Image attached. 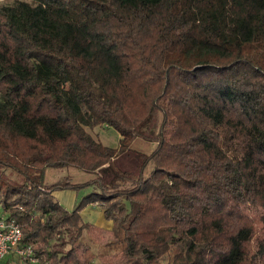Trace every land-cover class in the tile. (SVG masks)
<instances>
[{"label":"trees","instance_id":"1","mask_svg":"<svg viewBox=\"0 0 264 264\" xmlns=\"http://www.w3.org/2000/svg\"><path fill=\"white\" fill-rule=\"evenodd\" d=\"M137 138L154 150L120 168ZM62 167L95 177L45 185ZM0 169L23 264H92V203L115 264H264V0L0 4ZM87 186L71 211L53 195Z\"/></svg>","mask_w":264,"mask_h":264},{"label":"rangeland","instance_id":"2","mask_svg":"<svg viewBox=\"0 0 264 264\" xmlns=\"http://www.w3.org/2000/svg\"><path fill=\"white\" fill-rule=\"evenodd\" d=\"M13 0H0V4H10ZM70 89V86L67 85ZM94 138L98 139L103 143V145L116 148L120 135L113 128H108L107 126L95 127L92 130L87 129ZM156 144L149 142L142 138H137L131 145V151L129 152V157L120 159L117 164L120 168L130 169L134 167L136 162V155L138 152L143 154H150ZM136 161V160H135ZM125 164V165H124ZM2 170V169H0ZM7 174L10 173L8 170H4ZM112 174V173H111ZM12 175V174H11ZM13 178H17L14 174ZM95 176L93 174L86 173L74 167H62V168H48L44 175V184L52 185L57 182L68 181L70 184L75 183H86L87 181L93 179ZM94 186L81 187L77 190L67 189L59 190L53 193L55 199L68 211L76 208L83 197L94 190ZM96 190V189H95ZM264 209H259L258 212L261 213ZM253 215L256 214L252 212ZM81 217L84 222H88L90 225L87 230L84 231L83 242L84 245L89 247L90 250L96 255L92 260V264H115L122 259V255L119 251H108L105 244L113 239L112 235V222L104 219L103 212L97 203H92L83 207L80 210ZM67 240V234L63 236ZM56 244H60V239L57 240ZM55 247V244L54 246ZM69 246L67 245L66 248ZM6 262H15L16 264H23L17 255L12 252L5 257L1 264H6Z\"/></svg>","mask_w":264,"mask_h":264},{"label":"built area","instance_id":"3","mask_svg":"<svg viewBox=\"0 0 264 264\" xmlns=\"http://www.w3.org/2000/svg\"><path fill=\"white\" fill-rule=\"evenodd\" d=\"M21 240L22 231L20 227L13 221L0 219V264L12 252L18 257L30 258L31 249L29 247H19Z\"/></svg>","mask_w":264,"mask_h":264}]
</instances>
